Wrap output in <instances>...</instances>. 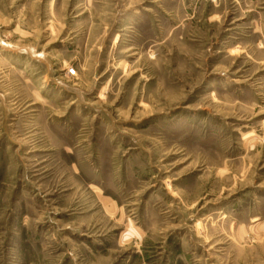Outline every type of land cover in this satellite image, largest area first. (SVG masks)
Here are the masks:
<instances>
[{"label":"rangeland","instance_id":"1","mask_svg":"<svg viewBox=\"0 0 264 264\" xmlns=\"http://www.w3.org/2000/svg\"><path fill=\"white\" fill-rule=\"evenodd\" d=\"M0 264H264V0H0Z\"/></svg>","mask_w":264,"mask_h":264},{"label":"built area","instance_id":"2","mask_svg":"<svg viewBox=\"0 0 264 264\" xmlns=\"http://www.w3.org/2000/svg\"><path fill=\"white\" fill-rule=\"evenodd\" d=\"M74 73H75L74 70L71 68L67 70V74L70 76L74 75Z\"/></svg>","mask_w":264,"mask_h":264}]
</instances>
